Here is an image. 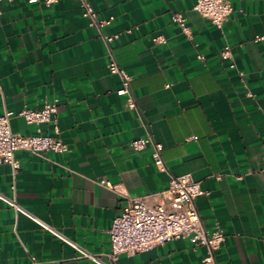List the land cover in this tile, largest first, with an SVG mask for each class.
I'll use <instances>...</instances> for the list:
<instances>
[{
    "label": "crops",
    "instance_id": "0c3cea01",
    "mask_svg": "<svg viewBox=\"0 0 264 264\" xmlns=\"http://www.w3.org/2000/svg\"><path fill=\"white\" fill-rule=\"evenodd\" d=\"M230 1L234 11L219 27L194 9L196 0H92L100 17L115 16L102 28L119 33L109 48L76 0H2L0 113L56 101L69 150H17V170L0 162V191L104 253L126 195L162 192L171 175L189 173L205 190L196 199L205 225L226 232L217 263L264 264V39H256L264 0ZM176 12L191 34L173 20ZM161 34L166 41L154 39ZM227 43L235 67L220 57ZM112 55L132 75L138 110L117 92ZM11 124L24 134L38 127L21 115ZM40 127L56 133L53 121ZM148 128L164 145L166 170L150 144L132 146ZM206 254L205 245L175 238L124 252L117 264H205ZM0 264L97 263L0 198Z\"/></svg>",
    "mask_w": 264,
    "mask_h": 264
},
{
    "label": "built area",
    "instance_id": "2783aa9c",
    "mask_svg": "<svg viewBox=\"0 0 264 264\" xmlns=\"http://www.w3.org/2000/svg\"><path fill=\"white\" fill-rule=\"evenodd\" d=\"M28 1H42L51 4L58 0ZM76 1L81 7L82 14L88 18L89 24L100 29L105 43L111 48V43L119 36V33H104L102 28L104 25L111 24L115 16L100 17L92 0ZM194 9L210 18L217 26L222 27L234 11V6L230 0H196ZM173 20L185 32L191 34V28L184 14L176 12ZM154 39L158 42L166 41V37L162 34L155 36ZM256 39H264V34L257 35ZM198 57L205 59L206 55L199 52ZM220 57L227 60L231 66H237L230 44L227 43L223 46L220 50ZM109 69L120 77L121 85L117 92L124 96L125 105L128 108L138 110L139 107L132 91V75L113 55L109 62ZM239 74L243 76L244 71L240 69ZM249 94L253 95L252 92ZM57 111L56 101H46L41 108L24 106L18 111L5 109L4 112L0 113V162L10 163L13 169L17 170L20 161L16 157V151L19 149H27L38 154L47 150L58 152L69 150V144L58 134ZM13 115H21L28 123L36 124L38 126L37 131L28 134L14 131L11 124ZM51 121L55 124L56 133L43 132L40 127L41 124ZM191 137L197 138L198 136L192 135ZM149 144L152 146L151 153L154 163L160 170H166L167 165L162 155L164 145L154 138L150 128L145 135L132 140V146L135 149H143ZM242 177L243 175H239V178ZM102 182L111 185L109 180H102ZM204 192L205 190L199 180L193 179L189 173H183L171 175L168 187L162 192L137 196L126 195L121 211L114 217L108 230L111 246L104 253L94 252L78 240L70 237L57 226L18 202L15 196L0 191V198L13 206L17 213L26 214L42 227L51 231L56 237L73 246L80 256L87 257L97 264H117L120 254L124 252L135 253L146 250L175 238H188L195 247L205 245L207 254L203 257V262L205 264H218L216 251L224 242L226 232L218 224L212 229H208L205 225L196 203L197 197ZM164 194L169 195L168 200L165 199Z\"/></svg>",
    "mask_w": 264,
    "mask_h": 264
}]
</instances>
